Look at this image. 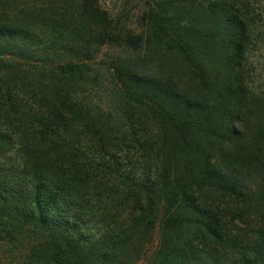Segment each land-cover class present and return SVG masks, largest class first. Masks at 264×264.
<instances>
[{
  "label": "trees",
  "instance_id": "16d2710c",
  "mask_svg": "<svg viewBox=\"0 0 264 264\" xmlns=\"http://www.w3.org/2000/svg\"><path fill=\"white\" fill-rule=\"evenodd\" d=\"M254 30L236 0H0V264H264Z\"/></svg>",
  "mask_w": 264,
  "mask_h": 264
},
{
  "label": "rangeland",
  "instance_id": "374dc122",
  "mask_svg": "<svg viewBox=\"0 0 264 264\" xmlns=\"http://www.w3.org/2000/svg\"><path fill=\"white\" fill-rule=\"evenodd\" d=\"M146 0H99L102 8L111 14L117 12L129 11L130 15L139 12L140 7ZM239 3L248 5V16L254 21V33L257 41L256 47L251 51L250 58L253 65V74L251 84L256 91H260L264 87V0H236ZM105 50L102 51L104 54ZM102 53L96 61L102 60ZM8 259H2V264H7Z\"/></svg>",
  "mask_w": 264,
  "mask_h": 264
}]
</instances>
